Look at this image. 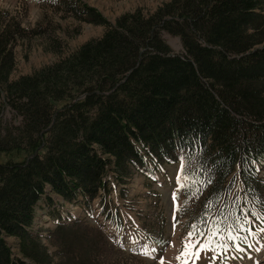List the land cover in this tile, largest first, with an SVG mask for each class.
<instances>
[{
    "label": "trees",
    "instance_id": "trees-1",
    "mask_svg": "<svg viewBox=\"0 0 264 264\" xmlns=\"http://www.w3.org/2000/svg\"><path fill=\"white\" fill-rule=\"evenodd\" d=\"M65 7L107 25L86 7ZM25 32L0 21V115L18 119L0 118V264H52L31 234L42 201L89 208L131 169L145 171V158L171 165L180 151L190 182L180 210L191 225L251 215L247 202L264 194L249 166L264 159V0H169L147 16L125 14L99 39L10 81ZM163 33L179 38L182 54ZM237 182L244 197L231 193ZM80 223L51 234L61 264H92Z\"/></svg>",
    "mask_w": 264,
    "mask_h": 264
},
{
    "label": "rangeland",
    "instance_id": "rangeland-1",
    "mask_svg": "<svg viewBox=\"0 0 264 264\" xmlns=\"http://www.w3.org/2000/svg\"><path fill=\"white\" fill-rule=\"evenodd\" d=\"M168 1L0 0V21L11 20L21 30L27 31L26 37L18 39L13 45L14 69L9 80L30 75L69 56L86 42L99 39L107 25H113L122 15L139 11L147 16ZM66 3L76 8L93 10L107 25L81 21L66 9ZM162 39L173 54H182L179 38L163 33ZM0 118L2 125L18 121L8 109L2 111ZM184 159L185 153L180 151L176 163L163 165L150 173L148 176L153 175L149 178L145 176V171L131 169L127 182L116 183V189L110 195L92 200L89 208L83 207L84 200L66 203L53 197L49 206L42 201L40 210L37 209L31 234L40 237L41 245L52 257V264H61L57 243L51 238L52 232L56 225H67L69 221L75 220L83 222L79 224L81 227H88L89 233L85 236L86 244L83 248L89 250L90 254L84 256L90 258L92 264H182L184 258L177 260L176 257L191 230L188 227L192 226L191 217H188L186 211L181 213L180 210V193L190 183L189 180H184L183 186L177 184V179L183 180L184 177L181 173V162L184 164ZM145 160L148 170L158 166L159 161L155 159ZM249 166L255 168L257 179L264 186V159L260 163L252 162ZM110 176L111 181L115 182V175L110 173ZM243 191L238 182L231 189V193L235 192L237 195H241L238 193ZM244 195L246 194L240 197ZM258 200L259 203L247 202L254 218H251L252 234L247 240L244 237L239 241L244 251L231 253L236 259H227V264H248L249 254V264H253L252 257L264 254V232L260 231L264 229V194ZM191 206L194 208V202ZM94 231H98L99 236ZM8 242L11 246L16 244L13 239ZM129 247L133 248L129 249L132 252L123 249ZM14 251L16 252L15 249ZM199 255V259L195 256L188 257L187 264H209L212 253L200 252ZM214 264H221L220 259L217 258Z\"/></svg>",
    "mask_w": 264,
    "mask_h": 264
},
{
    "label": "snow or ice",
    "instance_id": "snow-or-ice-1",
    "mask_svg": "<svg viewBox=\"0 0 264 264\" xmlns=\"http://www.w3.org/2000/svg\"><path fill=\"white\" fill-rule=\"evenodd\" d=\"M183 161L181 162V168L183 169ZM189 177L184 176L177 179V184L183 186V181L188 180ZM175 200V196L173 197ZM205 223V220H201V224ZM250 221L245 218L243 220L237 218L235 220V226L233 224L224 223V218H213L212 223L207 227L201 228L197 224H193L191 230L187 233V237L183 241V247L176 257L177 260H181L182 264H187V258L195 256L200 258V252L212 253L209 264H214L217 258L220 259L221 264H227V259H236L234 255H230L233 252L240 253L244 251V248L240 246V232H246L249 235L252 234L248 227ZM264 232V229L260 230ZM195 250V251H193ZM259 251V249H254Z\"/></svg>",
    "mask_w": 264,
    "mask_h": 264
}]
</instances>
